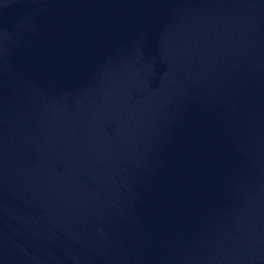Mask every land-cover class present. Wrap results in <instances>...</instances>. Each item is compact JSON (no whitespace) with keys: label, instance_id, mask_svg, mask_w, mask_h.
<instances>
[{"label":"water","instance_id":"water-1","mask_svg":"<svg viewBox=\"0 0 264 264\" xmlns=\"http://www.w3.org/2000/svg\"><path fill=\"white\" fill-rule=\"evenodd\" d=\"M0 264H264V0H0Z\"/></svg>","mask_w":264,"mask_h":264}]
</instances>
